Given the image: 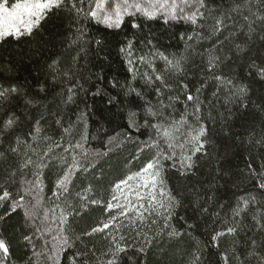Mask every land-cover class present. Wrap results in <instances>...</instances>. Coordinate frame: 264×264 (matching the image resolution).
Listing matches in <instances>:
<instances>
[{
  "label": "trees",
  "instance_id": "16d2710c",
  "mask_svg": "<svg viewBox=\"0 0 264 264\" xmlns=\"http://www.w3.org/2000/svg\"><path fill=\"white\" fill-rule=\"evenodd\" d=\"M203 2V18L195 24L138 13L116 28L87 15L93 0H76L79 13L65 0L31 34L0 40V86L18 89L0 98V188L12 200L24 196L15 211L11 201L0 203V238L9 246L5 264H54L48 258L57 234L51 210L58 218L60 208L74 213L64 233L71 247L59 264H70L77 254L76 264H107L113 236L126 249L117 264H264V189L258 187L264 173V79L251 67L264 66V0ZM218 19L224 23L217 30ZM156 53L180 60L182 71L167 72ZM160 72L170 87L158 97L149 77ZM149 107L166 121L184 117L189 126H197L199 117L207 129L205 148L192 156L190 170L181 174L178 164L187 147L176 149L177 160L161 161L164 187L179 201L167 225L158 214L146 213L138 222L135 212L126 218L116 208L106 210L113 195L114 204L136 203L135 188L143 181L135 174L157 152L170 151L152 127L163 121L149 115ZM9 116L14 123L5 128ZM28 159L32 163L25 166ZM74 161L66 194L57 181ZM129 176L127 185L114 189ZM112 216L118 217L116 227L85 235ZM229 227L236 231L228 233ZM173 230L180 236H170ZM217 233L223 235L213 241Z\"/></svg>",
  "mask_w": 264,
  "mask_h": 264
},
{
  "label": "snow or ice",
  "instance_id": "6c2138e0",
  "mask_svg": "<svg viewBox=\"0 0 264 264\" xmlns=\"http://www.w3.org/2000/svg\"><path fill=\"white\" fill-rule=\"evenodd\" d=\"M83 3V0H80ZM65 3V0H15L14 3H11L9 6V0H0V40H4L7 37L19 38L24 34H31L34 28L39 27L41 21L45 20L48 17V14L54 10L60 9L61 6ZM199 5V6H198ZM203 0H93V6H90L89 15L93 19H97L98 22L104 23L108 27H120L125 16H132L136 13H141L146 16L148 19L156 18L157 14H163L165 17V22L167 18L171 19H184L191 21L192 23H197L198 18H203V12L201 9L204 7ZM69 7L76 10L78 13L83 12L82 8L76 7V0H69ZM247 17H244V20L247 21ZM259 19H264L260 17ZM223 20H216L217 30L223 26ZM133 27H139V25L133 24ZM249 32L252 31L251 23L248 25ZM238 51H243V48L240 45H237ZM127 48L129 54H131L132 42L129 41ZM121 51H125L121 49ZM165 62V68L167 72H180L181 62L178 59H169L167 56H164L162 53H156ZM218 60V58H216ZM140 62L144 61V57L139 58ZM129 64H132V61L129 60ZM216 64L213 62L209 63V70H214ZM255 69L258 76L264 79V66L257 65L255 62L251 65ZM131 70V69H130ZM217 80L225 81L226 78L223 76L214 77ZM149 82L153 84L154 91L159 97L162 94V90L168 89L170 85L165 79V73L160 72L156 73L149 77ZM226 83L232 85L231 80H226ZM184 88H187V85H183ZM134 91V89H130ZM18 89L15 86H10L9 88H3L0 86V98H7L11 93H16ZM237 93L243 94L246 89L243 86H239L236 89ZM137 96H140V93H137ZM187 100L193 101L194 97L191 94L187 95ZM146 111L152 117L158 118L163 121L162 123H157L152 125L156 130V134L162 137V142L167 145V149L170 151H159L157 154L152 157L149 162L140 169L135 176L141 179L143 182L138 184L135 188L136 203L131 202L130 200L124 205L113 203L112 201H117L118 198L113 195L112 201H109L107 204V211H111L113 208L119 210V216L129 217L131 212H135L137 221L142 222L146 219L145 214L147 213L148 217L152 215H161L164 216L165 224L167 225L168 220L172 215V211L175 206L179 204V201L171 195L170 190H166L164 187V182L161 179V169H162V160H177V151L179 149L181 153L187 147L189 154L180 155L178 159L179 169L181 174H184L183 170H190L194 166V161L192 156L197 153H201L205 148L206 144V133L207 129L203 124L199 123V117H197V126H189L184 117H181L180 121H166L163 119V114L161 112L153 111L151 107L147 108ZM198 111V108H197ZM14 123V118L9 116V118L4 122V127L8 128ZM184 127L185 131L181 133L180 128ZM159 146L160 142H156ZM15 151V149H13ZM47 155V153H45ZM32 163L31 159L26 161V165ZM77 167L75 161L72 165L69 166L68 171L57 181V188L62 190L63 193H70L68 187L70 183V177L73 174V169ZM173 167H176V164H173ZM253 175H257L253 172ZM260 181L258 182V187L264 189V173L260 174ZM133 177L129 176L126 179L118 181L113 187L116 190H120L122 185H127L128 181L132 180ZM90 190V189H89ZM87 191V190H86ZM54 195H57L54 193ZM12 194L6 190V188H0V203L11 201V210L15 211L19 207L24 206V196L21 195L19 200H12ZM160 197V198H158ZM77 198L80 200H88L86 195L81 196L77 194ZM165 200L167 203H165ZM242 203L247 206L250 203L249 199L241 198ZM91 204H96L98 201L91 200ZM72 208L71 205L68 206ZM163 209V212L159 210ZM53 213V222L56 223L57 229L56 235L52 237V245L50 251L54 255L49 256L48 258L53 260L54 264H59V257L61 253L66 249L71 247L69 243L68 236L64 235L67 232L65 227L67 223L68 215H72L73 211L65 214V208H60V215L57 218L55 216V209L51 210ZM235 211L236 215H239V211ZM167 213V215H165ZM5 215H8L6 213ZM31 213L25 210V216L31 218ZM47 218V213H46ZM4 217H0V220ZM118 222L117 216L110 217L108 222H101L97 226L93 227L90 232L85 233V235H93L95 233H103L105 230L116 227ZM155 223V221H152ZM259 224V221H257ZM122 226V225H121ZM264 227V225H261ZM39 231V229H38ZM48 233L51 234L52 229L49 228ZM235 228L229 227L227 229L228 233H234ZM172 237H179L180 233L176 230H173L169 233ZM223 235V233H217L212 237L213 241L217 239L218 236ZM26 241L31 242V237L25 236ZM120 240H123V237H120ZM252 244L255 245V241H252ZM45 246H48V243L45 242ZM126 249L121 246L117 241L116 237H112V247L109 249L106 255L112 256V259L107 261V264H117V257L120 253L125 252ZM143 251V248L140 249ZM0 253H3V259H0V264H5V260L9 255V246L7 242L0 238ZM80 258V254H77L73 257H69L70 264H76L77 259ZM198 259V258H197ZM227 259V258H225ZM195 264V262H193Z\"/></svg>",
  "mask_w": 264,
  "mask_h": 264
},
{
  "label": "rangeland",
  "instance_id": "374dc122",
  "mask_svg": "<svg viewBox=\"0 0 264 264\" xmlns=\"http://www.w3.org/2000/svg\"><path fill=\"white\" fill-rule=\"evenodd\" d=\"M193 2H195V0H193ZM199 6V5H198ZM136 14H138V13H136ZM139 14H141V13H139ZM157 15H163V14H157ZM164 16V15H163ZM170 18V17H169ZM178 19H180V18H178ZM184 20V19H183ZM104 24V23H103Z\"/></svg>",
  "mask_w": 264,
  "mask_h": 264
}]
</instances>
